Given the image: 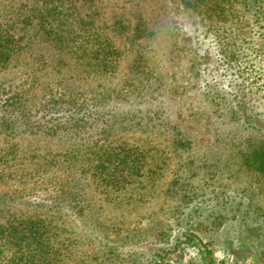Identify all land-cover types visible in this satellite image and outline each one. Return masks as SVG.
Listing matches in <instances>:
<instances>
[{
  "label": "rangeland",
  "instance_id": "rangeland-1",
  "mask_svg": "<svg viewBox=\"0 0 264 264\" xmlns=\"http://www.w3.org/2000/svg\"><path fill=\"white\" fill-rule=\"evenodd\" d=\"M46 1L0 0V104L22 101L0 127V220L38 214L48 256L75 248L55 264H264L251 162L264 155V14L244 0H69L74 29L93 19L114 40V70L91 71L48 47L33 14ZM119 143L145 170L110 191L94 159Z\"/></svg>",
  "mask_w": 264,
  "mask_h": 264
},
{
  "label": "trees",
  "instance_id": "trees-1",
  "mask_svg": "<svg viewBox=\"0 0 264 264\" xmlns=\"http://www.w3.org/2000/svg\"><path fill=\"white\" fill-rule=\"evenodd\" d=\"M186 1L190 3V0ZM206 1L216 6V0ZM204 2L205 0H195V5ZM243 2L248 8H255L257 14H264V0H244ZM67 3H69V0H47L40 13H33L35 16L40 14L39 23L50 25V28L45 27V33L43 32L44 38L48 42L51 41V46L48 44V47L54 49L56 56L59 57L63 56L59 53H64V51L75 53L77 59L81 58L87 66L93 67L91 71L98 69L113 71L114 62L118 60L115 55L113 56L115 45L112 43L114 40L105 33L100 35L93 19H81L77 29H74L70 25L72 21L68 19L71 13L67 11L71 8ZM217 4L220 6L219 3ZM212 10L214 11V9ZM2 47L3 54L8 56L6 54L8 46L3 44ZM0 107V110L4 112V116L0 117V127L11 129L12 125L10 123L22 113V101L16 97H9L3 104H0ZM181 144L188 145V142L181 141ZM95 156L94 160L98 162L92 174L96 176L99 184L110 189V191L125 189L141 175V171L145 170L142 165L145 158L143 151L125 143L115 144L107 150L98 151ZM69 157L70 160H74L78 155L73 153L69 154ZM251 162L257 169H264L263 151H255L251 155ZM74 200L79 207V214L86 216L85 209L79 206L81 200L79 194L75 196ZM3 201L4 198L1 202L3 203ZM4 208L5 205H0V212ZM10 215L14 216L16 214L12 212ZM40 218L36 214L29 215L19 221L3 222L0 220V258L8 252V262L10 264H55L61 260L62 255L74 254L75 248H72L71 244L68 246L66 242L64 243L66 248L63 252H58L57 255L54 253L52 257L46 254L49 238L45 235ZM157 257L164 259L165 254L159 252Z\"/></svg>",
  "mask_w": 264,
  "mask_h": 264
}]
</instances>
